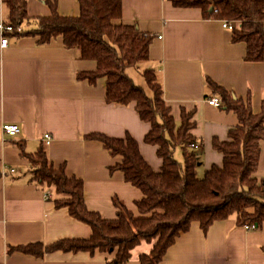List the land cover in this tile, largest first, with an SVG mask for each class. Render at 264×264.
Here are the masks:
<instances>
[{
  "label": "crops",
  "instance_id": "0c3cea01",
  "mask_svg": "<svg viewBox=\"0 0 264 264\" xmlns=\"http://www.w3.org/2000/svg\"><path fill=\"white\" fill-rule=\"evenodd\" d=\"M25 1L31 18L22 26L25 32L36 30L35 20L51 16L54 10L68 17L81 13L79 0ZM8 17L9 10L0 0V20L8 22ZM122 23L153 36L150 59L137 73L154 71L178 125L183 114H193L191 133L197 142L182 149L198 154V177L223 166L224 156L214 149L213 140H229L230 130L240 122L235 112L206 102L221 99L208 87V80L259 113L264 104V62L246 61V44L234 43L222 20L205 18L201 9L175 7L169 0H123ZM9 40L5 48L0 43V264H109L115 253L55 251L37 257L12 250L92 234L89 225L55 207L53 188L44 190L33 180L34 167L22 155L21 146L27 154H35L45 143L43 136L50 134L52 141L45 147L49 163L56 169L64 166L69 178L83 180L87 208L113 220L123 208L139 216L137 203L144 194L126 182L123 172L110 170L123 157L113 156L103 143L87 136L130 135L148 164L160 172L163 161L158 148L145 142L152 126L140 118L134 104L107 103L106 78L95 85L78 80V73L96 71L97 62L80 59L78 51L64 46L62 37L47 45L17 34L9 35ZM4 124H18L21 135L4 141ZM12 168L14 173L9 172ZM255 177L264 180V141ZM45 192L51 200H45ZM142 247H136L125 264H141L140 255L148 253L151 245ZM160 264H264V224L246 230L231 217L204 232L199 222H193Z\"/></svg>",
  "mask_w": 264,
  "mask_h": 264
},
{
  "label": "trees",
  "instance_id": "16d2710c",
  "mask_svg": "<svg viewBox=\"0 0 264 264\" xmlns=\"http://www.w3.org/2000/svg\"><path fill=\"white\" fill-rule=\"evenodd\" d=\"M178 8L201 9L207 19L233 24V42L245 43L248 62H264V0H169ZM9 10L8 22L18 37L37 38L38 45H47L62 37L67 49L78 51L82 60H94L97 69L80 72L77 79L95 85L107 79L106 100L109 104H134L140 118L150 123L145 142L158 148L163 161L156 172L141 154L139 143L130 135L124 139L104 134H90V140L103 143L113 156L123 157L121 164L110 170L123 172L126 182L138 188L144 197L137 203L139 216L123 208L117 219L107 220L87 208L84 182L69 178L65 167L56 169L49 163L46 142L35 154L22 155L34 167V180L44 188H53L66 198L54 200L57 209H67L76 220L90 226L89 238L62 239L45 246L31 244L13 251L42 257L55 251L116 253L109 264H125L142 241L152 244L150 253L140 255L141 264H160L176 238L199 222L204 232L216 222L235 217L238 225L264 224V180L255 174L261 159L264 141V104L254 113L251 104L208 80V87L221 98L220 108L237 114L240 125L230 130L229 140H213L214 149L223 154V166H214L203 178L198 177V154L184 150V163L175 159L178 147L197 142L191 133L193 114H183L178 125L163 97L153 70L143 76L149 90L138 85L128 70L140 69L150 59L153 36L142 33L134 25L122 23L123 0H79L77 17L61 16L54 10L49 17L35 21L38 28L17 32L31 22L25 0H3ZM55 5V4H53ZM55 8V6H54ZM211 8L213 10L211 11ZM23 30V29H22ZM51 200V199H50Z\"/></svg>",
  "mask_w": 264,
  "mask_h": 264
},
{
  "label": "built area",
  "instance_id": "2783aa9c",
  "mask_svg": "<svg viewBox=\"0 0 264 264\" xmlns=\"http://www.w3.org/2000/svg\"><path fill=\"white\" fill-rule=\"evenodd\" d=\"M223 27L232 30L233 29V24H229L228 22L224 21L223 22ZM17 32H22V28H19ZM16 34L13 26L9 23L6 22L5 20H0V43L2 48H5L9 45L10 40H9V35H14ZM206 102L209 105L215 106V107H220L222 104L221 99L217 97H212L206 100ZM3 130L4 132L11 136V137H17L21 133V128L18 124H4L3 125ZM43 139L45 142L49 145L50 143V136L48 134H45L43 136ZM195 145L192 144L191 147H194ZM10 172L14 173L15 169H10ZM246 229H256V227L253 224H248L245 226Z\"/></svg>",
  "mask_w": 264,
  "mask_h": 264
},
{
  "label": "rangeland",
  "instance_id": "374dc122",
  "mask_svg": "<svg viewBox=\"0 0 264 264\" xmlns=\"http://www.w3.org/2000/svg\"><path fill=\"white\" fill-rule=\"evenodd\" d=\"M1 20H4V19H1ZM23 29V28H22ZM141 66V68H143L144 67V65L143 64H141L140 65ZM137 71H138V69H130L129 70V76L135 81V83H136V85H138V86H140V87H144V89L146 90V92L148 93V95H151L152 94V92L149 90V88H148V85H147V81H146V79L144 78V76L143 75H140V74H138L137 73ZM21 133H22V129H21ZM21 133L17 136V137H11V136H9V135H7L5 132H4V130H3V126H2V134H3V140L5 141V137L6 138H11V139H16V138H18L20 135H21ZM46 134H48V133H46ZM49 136H50V134H48ZM50 142L52 141V137L50 136ZM47 142V141H46ZM50 144V143H49ZM190 145V144H189ZM178 149V150H177ZM176 150H177V152H175V159L179 162V163H184V155H183V149H182V147H178ZM176 155H177V157H176ZM10 172V171H9ZM33 174H34V171H33ZM199 175H201L202 176V174L200 173ZM36 177V175L34 174V176H33V178H35ZM204 177V176H203ZM34 180V179H33ZM36 181V180H35ZM50 192V191H49ZM51 193V192H50ZM44 197H45V200H47V201H49L52 197H51V195L48 193V192H45L44 193ZM58 197V199H62V198H66L67 196L66 195H56V198ZM134 214V213H133ZM229 219V218H228ZM227 220V219H226ZM246 225H248V224H245V225H243L242 227L243 228H245L246 229ZM250 225V224H249ZM240 226V225H239ZM246 230H254V229H246ZM141 245L143 246V247H145V246H147V247H149L150 245H151V250H152V244H148V243H146L145 241H142V243H141ZM142 247V248H143ZM138 250H142V249H138ZM150 250V251H151ZM150 251L148 252V253H150ZM116 254V253H115Z\"/></svg>",
  "mask_w": 264,
  "mask_h": 264
},
{
  "label": "water",
  "instance_id": "95a60500",
  "mask_svg": "<svg viewBox=\"0 0 264 264\" xmlns=\"http://www.w3.org/2000/svg\"><path fill=\"white\" fill-rule=\"evenodd\" d=\"M213 10V8H211V11Z\"/></svg>",
  "mask_w": 264,
  "mask_h": 264
}]
</instances>
